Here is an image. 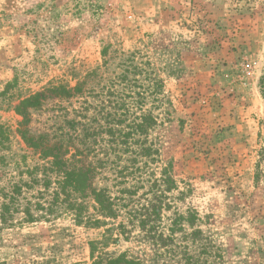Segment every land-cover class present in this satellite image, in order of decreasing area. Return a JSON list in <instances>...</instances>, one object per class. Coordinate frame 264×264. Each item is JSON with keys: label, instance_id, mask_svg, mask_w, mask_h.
Returning a JSON list of instances; mask_svg holds the SVG:
<instances>
[{"label": "rangeland", "instance_id": "obj_1", "mask_svg": "<svg viewBox=\"0 0 264 264\" xmlns=\"http://www.w3.org/2000/svg\"><path fill=\"white\" fill-rule=\"evenodd\" d=\"M263 74L264 0H0V188L42 190L24 129L77 153L116 210L15 220L0 264H264ZM49 86L72 96L20 126L15 107Z\"/></svg>", "mask_w": 264, "mask_h": 264}, {"label": "trees", "instance_id": "obj_2", "mask_svg": "<svg viewBox=\"0 0 264 264\" xmlns=\"http://www.w3.org/2000/svg\"><path fill=\"white\" fill-rule=\"evenodd\" d=\"M73 92H79V89L74 88ZM261 93L264 98V74L261 78ZM71 96L72 90L70 89L61 86H49V88L21 101L15 107L17 112L24 118L20 126L26 125L28 121L26 119L28 108L35 109L40 106L41 102L50 97L69 98ZM148 117V115L144 116L143 123L138 124L140 131H143V127H146ZM21 140L26 147L39 149L40 158L47 161L48 167H42L46 172H43V177L40 180L37 177L31 178L32 186L25 184L28 187L41 185L42 190L37 191L36 195L23 197L22 182H15L8 187L0 188V229L13 225L15 220L19 224L47 220L60 211V208H63L65 213H72L76 222L81 223L84 217L82 216L84 204L79 202V199L84 200L86 198H91L94 203L92 206L94 211L103 218L115 217L116 210L113 201L105 194L103 189L94 186V169L84 164L78 165L80 161L77 160V153L74 152L66 156L67 152L62 150L61 144H50L48 140L42 137L33 138L24 129L21 131ZM48 173L54 174V181L51 180ZM162 181L167 184V190H170L171 180L165 177ZM161 207L162 204L157 200L149 206L147 205L142 212L138 211L137 215L143 213L145 216L141 223H145L149 216L150 220L152 214L158 216ZM85 222H91V225L95 226L102 223L100 220H91L88 216ZM93 264L101 263L100 261H94ZM105 264H139V262L126 259L124 255H121L118 259L108 260Z\"/></svg>", "mask_w": 264, "mask_h": 264}]
</instances>
